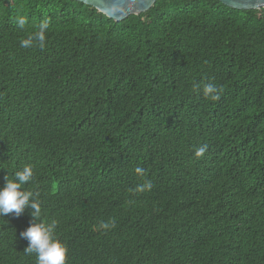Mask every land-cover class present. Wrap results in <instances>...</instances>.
<instances>
[{"label":"trees","instance_id":"obj_1","mask_svg":"<svg viewBox=\"0 0 264 264\" xmlns=\"http://www.w3.org/2000/svg\"><path fill=\"white\" fill-rule=\"evenodd\" d=\"M25 166L65 264H264V8L0 0V187ZM30 211L0 217V264H36Z\"/></svg>","mask_w":264,"mask_h":264},{"label":"clouds","instance_id":"obj_2","mask_svg":"<svg viewBox=\"0 0 264 264\" xmlns=\"http://www.w3.org/2000/svg\"><path fill=\"white\" fill-rule=\"evenodd\" d=\"M26 25V18L23 16L17 18V27L23 29ZM49 25L47 21L40 23L38 30L30 34L21 41V47L29 48L33 42H38L40 47L44 46L45 33ZM197 90L201 91L203 96L211 100L218 99V88L213 83H206L202 88L198 85ZM206 146L197 150V155H202ZM138 174L143 175V169L136 168ZM14 179H6L0 187V217L9 213L20 216L26 208L30 209L31 221L29 226L20 232V238L27 240V246L24 251L28 254L36 255V264H65L66 247L54 236L56 222L47 223L41 219V209L39 200L32 191L22 190V185L30 182L33 178L31 167L25 166L23 170L16 172ZM151 188V184L142 185L139 190ZM110 225L101 223L100 227L107 229Z\"/></svg>","mask_w":264,"mask_h":264},{"label":"water","instance_id":"obj_3","mask_svg":"<svg viewBox=\"0 0 264 264\" xmlns=\"http://www.w3.org/2000/svg\"><path fill=\"white\" fill-rule=\"evenodd\" d=\"M93 7L107 18L118 22L129 15L148 11L155 0H74ZM224 6L237 10L264 8V0H218Z\"/></svg>","mask_w":264,"mask_h":264}]
</instances>
